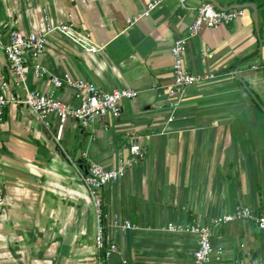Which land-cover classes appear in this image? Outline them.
<instances>
[{"label": "crops", "instance_id": "crops-1", "mask_svg": "<svg viewBox=\"0 0 264 264\" xmlns=\"http://www.w3.org/2000/svg\"><path fill=\"white\" fill-rule=\"evenodd\" d=\"M0 0V94L16 89L4 46L13 29L42 32L71 26L104 47L88 54L55 32L38 63L61 78L86 79L104 90L130 88L119 118L82 128L75 120L55 141L59 123L44 126L24 105L8 104L0 126V264H100L99 219L82 175L92 161L109 169L144 157L101 192L108 264H195L198 238L179 225L210 224L242 206L264 214V0ZM212 2L244 16L189 43L185 67L214 78L190 85L177 108L169 100L171 49L188 33L197 8ZM258 9V25L255 10ZM209 50V53H208ZM29 64L27 88L78 107L71 89L53 88ZM130 221L135 230H126ZM223 264H261L264 235L254 219L213 226ZM210 264H218L214 259Z\"/></svg>", "mask_w": 264, "mask_h": 264}, {"label": "built area", "instance_id": "built-area-1", "mask_svg": "<svg viewBox=\"0 0 264 264\" xmlns=\"http://www.w3.org/2000/svg\"><path fill=\"white\" fill-rule=\"evenodd\" d=\"M167 0H155L149 3V14L157 6ZM189 0H180L183 8H187ZM242 9H222L212 2H204L197 8V17L188 27V33L181 35L173 44L171 56L173 61L172 73L173 81L169 86L168 97L174 108L179 107L188 86L213 79L214 74L195 73L185 67V57L188 53L189 43L196 38L204 29L218 30L223 25H230L244 16ZM55 32L60 33L75 45L80 47L85 53L96 54L104 51V47L94 44L90 33L76 31L71 26L59 25L50 26L42 32H26L23 29H13L11 31L10 42L5 45L6 53L16 89H25L24 94L10 95L7 93L8 83L3 82V93L0 94V126L5 121L6 107L8 104L24 105L28 107L46 127L51 126L50 117L58 118V133L54 137L60 144L63 137V130L69 120H75L82 128L93 126L99 118L112 116L119 118L122 115V103L126 100L135 99L138 93L130 88L115 89L107 91L97 84L86 79H74L70 75L61 78L43 68L38 60L45 52L49 37ZM209 53V50H208ZM33 64V72L36 76L44 78L47 74L51 76L50 82L53 88L68 89L76 92L80 99L78 107L70 106L52 94L43 92H31L27 88L29 64ZM131 160L126 165L119 168L109 169L104 165L92 161L89 166L88 175H82L87 187L90 199L94 204L99 219L98 233L96 235V246L100 251H104V259L100 264H108L111 257L120 253L119 247L115 243L106 245L102 227L103 200L100 192L109 184L119 181L126 175V169L139 162L144 157L140 145L134 142L131 147ZM3 194L0 189V204ZM254 219L257 221L259 229L264 235V214L259 215L252 207L242 206L230 215H225L214 219L210 224L171 227L170 230L179 233L192 234L197 236L198 244L194 253L195 264H210L214 259L218 264H223L224 250L216 247L213 242V226L232 223L237 220ZM126 230H135L136 226L130 221L125 224ZM261 264H264V260Z\"/></svg>", "mask_w": 264, "mask_h": 264}, {"label": "water", "instance_id": "water-1", "mask_svg": "<svg viewBox=\"0 0 264 264\" xmlns=\"http://www.w3.org/2000/svg\"><path fill=\"white\" fill-rule=\"evenodd\" d=\"M254 10H255V21L258 25V9L256 7H254Z\"/></svg>", "mask_w": 264, "mask_h": 264}, {"label": "trees", "instance_id": "trees-1", "mask_svg": "<svg viewBox=\"0 0 264 264\" xmlns=\"http://www.w3.org/2000/svg\"><path fill=\"white\" fill-rule=\"evenodd\" d=\"M105 215H106V211H105L104 206H103V219H104ZM103 219H102V222H103Z\"/></svg>", "mask_w": 264, "mask_h": 264}]
</instances>
